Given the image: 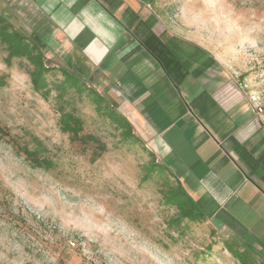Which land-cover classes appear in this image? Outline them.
Listing matches in <instances>:
<instances>
[{
  "label": "rangeland",
  "instance_id": "rangeland-1",
  "mask_svg": "<svg viewBox=\"0 0 264 264\" xmlns=\"http://www.w3.org/2000/svg\"><path fill=\"white\" fill-rule=\"evenodd\" d=\"M7 1L0 0V13L42 40L47 86L34 88V64L26 56L7 60L0 40V124L10 134L0 135V264H245L236 254L242 249L264 264V183L234 192L225 209L231 220L197 200L205 218L183 217L168 197L177 176L150 142L133 128L135 136L123 132L110 108L121 112L107 97L97 107L89 89L99 86L87 74L85 91L65 90L63 68L78 55L58 47L43 13ZM136 1L164 39L211 56L250 108L263 107L255 110L264 123V0ZM62 106L105 143L100 156L94 143L62 130ZM15 140L52 164L34 165Z\"/></svg>",
  "mask_w": 264,
  "mask_h": 264
},
{
  "label": "crops",
  "instance_id": "crops-1",
  "mask_svg": "<svg viewBox=\"0 0 264 264\" xmlns=\"http://www.w3.org/2000/svg\"><path fill=\"white\" fill-rule=\"evenodd\" d=\"M8 1L48 18L58 47L84 56L100 93L210 212L231 220L234 192L264 183L260 114L199 46L157 33L136 0Z\"/></svg>",
  "mask_w": 264,
  "mask_h": 264
},
{
  "label": "trees",
  "instance_id": "trees-1",
  "mask_svg": "<svg viewBox=\"0 0 264 264\" xmlns=\"http://www.w3.org/2000/svg\"><path fill=\"white\" fill-rule=\"evenodd\" d=\"M0 40L7 44L9 50L7 60H10L14 56H26L34 64V69L31 71L34 88L41 89L46 87L47 80L44 73L47 71V68L44 64L45 55L41 48L42 40L40 37L38 35H28L15 26L9 18L0 13ZM79 57L77 56L74 59L71 57L67 58L68 68H63L65 79L62 87L67 90L68 86H74L78 92L82 93L87 89L83 77L88 71V65L85 59H80ZM89 91L93 95V100L97 103V107H102V103L107 102L104 95L99 91L93 89H89ZM60 97L64 98L63 93L60 94ZM111 106L114 107L113 104ZM110 112L114 119L118 121V126L123 128L124 133L135 136L131 132L133 128L132 124L123 114L119 113L115 108H110ZM59 121L62 130L69 133L72 140L80 141L82 144L94 143L96 145L94 151L95 157L100 156L106 150L105 143L97 135L84 132V122L74 111L67 110L62 106ZM0 135H10L1 124ZM132 139L140 140V138ZM15 145L18 151L24 153L26 158L34 165L48 168L52 164L48 158L40 156L38 149L33 150L27 144H19L17 141ZM177 181V187L169 192L168 197L170 202H175L178 205L183 217L192 221H202L205 218V212L199 210L195 198L186 190L178 178ZM236 254L245 264H253L255 261L246 249H242V251H238Z\"/></svg>",
  "mask_w": 264,
  "mask_h": 264
},
{
  "label": "built area",
  "instance_id": "built-area-1",
  "mask_svg": "<svg viewBox=\"0 0 264 264\" xmlns=\"http://www.w3.org/2000/svg\"><path fill=\"white\" fill-rule=\"evenodd\" d=\"M255 109L257 110V112H262L263 111V107L261 105H255Z\"/></svg>",
  "mask_w": 264,
  "mask_h": 264
}]
</instances>
